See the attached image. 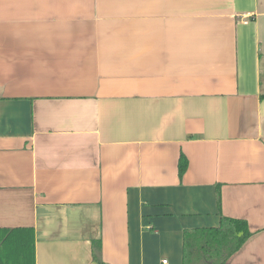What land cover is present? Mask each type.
Listing matches in <instances>:
<instances>
[{"label":"crops","instance_id":"0c3cea01","mask_svg":"<svg viewBox=\"0 0 264 264\" xmlns=\"http://www.w3.org/2000/svg\"><path fill=\"white\" fill-rule=\"evenodd\" d=\"M221 215L264 264V0H0V227L37 264H184Z\"/></svg>","mask_w":264,"mask_h":264},{"label":"trees","instance_id":"16d2710c","mask_svg":"<svg viewBox=\"0 0 264 264\" xmlns=\"http://www.w3.org/2000/svg\"><path fill=\"white\" fill-rule=\"evenodd\" d=\"M188 159L183 155L179 172L183 175ZM218 201H220V196ZM220 225L187 229L183 234L184 264H227L251 234L249 222L242 218L221 215ZM36 230L33 226L0 227V264H37ZM93 260L103 264L102 243L95 240Z\"/></svg>","mask_w":264,"mask_h":264},{"label":"built area","instance_id":"2783aa9c","mask_svg":"<svg viewBox=\"0 0 264 264\" xmlns=\"http://www.w3.org/2000/svg\"><path fill=\"white\" fill-rule=\"evenodd\" d=\"M165 263L167 262V260L164 261Z\"/></svg>","mask_w":264,"mask_h":264}]
</instances>
